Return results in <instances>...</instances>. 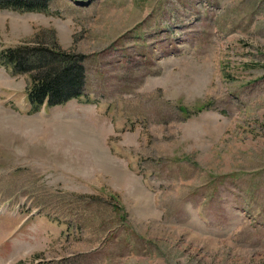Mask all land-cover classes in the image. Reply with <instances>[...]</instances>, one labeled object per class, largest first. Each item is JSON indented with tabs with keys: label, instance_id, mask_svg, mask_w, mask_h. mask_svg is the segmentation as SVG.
Returning <instances> with one entry per match:
<instances>
[{
	"label": "rangeland",
	"instance_id": "374dc122",
	"mask_svg": "<svg viewBox=\"0 0 264 264\" xmlns=\"http://www.w3.org/2000/svg\"><path fill=\"white\" fill-rule=\"evenodd\" d=\"M50 11L0 10V53L83 56L85 96L0 65V264H264V0Z\"/></svg>",
	"mask_w": 264,
	"mask_h": 264
},
{
	"label": "trees",
	"instance_id": "16d2710c",
	"mask_svg": "<svg viewBox=\"0 0 264 264\" xmlns=\"http://www.w3.org/2000/svg\"><path fill=\"white\" fill-rule=\"evenodd\" d=\"M53 0H0V10L50 14ZM33 60V61H32ZM83 56L57 53L24 44L0 53V65L14 74L28 75V99L35 110L63 106L85 96Z\"/></svg>",
	"mask_w": 264,
	"mask_h": 264
}]
</instances>
